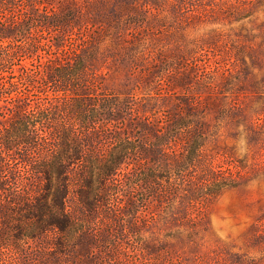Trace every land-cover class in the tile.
I'll use <instances>...</instances> for the list:
<instances>
[{
  "label": "rangeland",
  "instance_id": "1",
  "mask_svg": "<svg viewBox=\"0 0 264 264\" xmlns=\"http://www.w3.org/2000/svg\"><path fill=\"white\" fill-rule=\"evenodd\" d=\"M26 22L27 40L41 46L17 59L11 94L0 76V135L16 104L32 110L58 96L87 108V150L122 138L136 151L103 190L109 203L60 243L58 228L34 237L15 229L40 202L18 193L29 165L25 147L12 148L6 171L0 162V264H264V0L0 6L1 26ZM77 64L87 72L79 85L44 82ZM66 204L85 219L75 192Z\"/></svg>",
  "mask_w": 264,
  "mask_h": 264
},
{
  "label": "trees",
  "instance_id": "2",
  "mask_svg": "<svg viewBox=\"0 0 264 264\" xmlns=\"http://www.w3.org/2000/svg\"><path fill=\"white\" fill-rule=\"evenodd\" d=\"M14 3L15 0H0L1 7ZM30 24L31 22L12 24L10 27L0 25V76L4 79L2 85L6 93L11 94L13 87L19 83V80H14L13 74L17 59L33 58L39 53L41 41L33 42L26 38ZM82 74H87L82 64L61 65L53 68L49 80L45 79L44 82H52L55 91H65L68 86L79 85ZM53 98V102L38 105L32 110L21 104L15 105L16 109L12 114L14 120L8 127H4L5 131L0 135V162L3 170L8 169L11 165L9 151L15 146L25 147L24 152H20V161L29 165L27 173L30 176L22 177V188L18 189V193L31 202L37 199L40 205L26 209L28 222L18 224L15 229H20L21 235L34 237L41 231L58 228L62 233V243L73 232H79L82 224L87 228V219L101 207V200L107 199L109 203L103 190L113 183L119 184L122 160L129 159L136 151V146L131 140L119 138L109 148L87 150L89 141L85 140L81 129L89 127L81 125V122L85 123L89 119L86 116L87 108L79 106L73 99L63 100L58 96ZM63 113L70 114L73 120L60 117ZM0 172V191L5 193L8 187L7 174L2 170ZM143 174L146 175L145 181L152 178L150 174ZM30 177L40 180H35L36 184L34 180L30 183ZM71 192L79 196L82 215L85 217L83 220L80 219L81 211L71 210L66 204ZM97 222L95 220L94 225ZM90 229H94L93 224ZM19 239L23 240L20 236ZM16 249L20 250V247L16 246Z\"/></svg>",
  "mask_w": 264,
  "mask_h": 264
}]
</instances>
